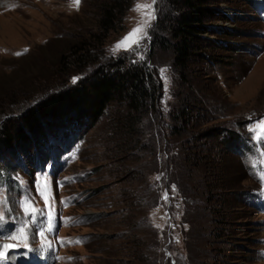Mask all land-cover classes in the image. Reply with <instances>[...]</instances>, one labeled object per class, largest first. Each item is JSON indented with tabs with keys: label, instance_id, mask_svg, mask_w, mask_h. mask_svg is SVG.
Returning <instances> with one entry per match:
<instances>
[{
	"label": "rangeland",
	"instance_id": "1",
	"mask_svg": "<svg viewBox=\"0 0 264 264\" xmlns=\"http://www.w3.org/2000/svg\"><path fill=\"white\" fill-rule=\"evenodd\" d=\"M127 1L99 38L101 0H81L78 10L72 0H0V123L19 122L47 93L117 57L144 61L156 86L133 148L117 149L116 105L92 125L83 119L50 136L44 130L0 152V200L7 202L0 205V250L17 244L10 235L25 224L29 246L10 250L0 264H28L31 255L40 264H264V189L256 175L264 171V138L257 143L249 131L264 120V0H209L201 37L210 47L182 81L172 48L151 45L154 33L171 39L158 29L163 0L139 47L111 51L141 20L134 5L152 3ZM98 38L93 63L60 64L70 45L86 48ZM185 102L191 121L177 115ZM222 129L242 141L223 147ZM42 195L54 216L43 239L49 208ZM22 201L38 210L35 223Z\"/></svg>",
	"mask_w": 264,
	"mask_h": 264
},
{
	"label": "trees",
	"instance_id": "2",
	"mask_svg": "<svg viewBox=\"0 0 264 264\" xmlns=\"http://www.w3.org/2000/svg\"><path fill=\"white\" fill-rule=\"evenodd\" d=\"M208 3L209 0H163L158 29L169 33L172 40L167 41L154 33L151 45L172 48V64L181 81L185 79L189 65L195 58L202 57V49L210 47V42L201 37L202 33L207 32L205 22L212 14ZM127 5V0H101L97 5L100 14L95 35L104 37L107 30L120 20ZM166 7L168 10L175 9V13H168ZM99 38L98 43L86 45V48L81 41L70 45L67 54L60 59V64L80 67L93 63L100 54ZM155 91L151 71L144 61L128 63L117 57L110 62L98 64L76 84L63 85L47 93L21 113L19 122L12 118L8 125L0 123V152L11 151L16 144L25 143L28 137H37L44 130L50 136L60 132L67 124H77L83 119L92 125L116 105L120 111L116 144L118 151L123 152L128 147L136 146L140 114L146 111L149 104L153 105ZM178 108L179 118L191 121L195 117L193 108L186 102ZM221 133L219 143L225 148H234L242 141V135L234 130L222 129Z\"/></svg>",
	"mask_w": 264,
	"mask_h": 264
},
{
	"label": "snow or ice",
	"instance_id": "3",
	"mask_svg": "<svg viewBox=\"0 0 264 264\" xmlns=\"http://www.w3.org/2000/svg\"><path fill=\"white\" fill-rule=\"evenodd\" d=\"M157 3V0H152L151 4L148 3H136L133 7V11H136L140 14L141 20L138 22L137 26L133 28L125 37H123L120 41H118L115 45L112 46L111 51L115 53L117 50H120L123 48L125 51L130 50L133 45H136L139 47L140 40L147 38V29L151 27V21L156 19V12H155V5ZM81 4V0H72V6H74L77 10L79 9V6ZM27 51V49H25ZM17 55H20V53H17ZM142 58V57H141ZM78 77L73 78V83H76ZM249 131L253 132L254 139L257 141V143H260L262 138H264V120H261L257 122L255 127H250ZM262 158H264V152L261 153ZM255 167V165H253ZM255 174V173H254ZM257 175V179L260 181L262 189H264V171H262ZM157 180L160 179V177H156ZM173 191H175V186H173ZM42 198L45 201V205L49 208L48 215L46 217V224L47 229H41L39 231V236L43 239L46 235V231L50 232L54 230V216H53V210L49 203V199L47 196H43ZM164 199L167 200V194L165 193ZM6 201L0 200V205H3L6 208ZM61 203H64L65 206H67V202L61 201ZM21 207L25 213L26 217H31L32 223L36 222V212L38 211L34 207L31 206V204L27 201L21 202ZM5 219L3 212H0V222H3ZM156 227H160L159 225H156ZM27 224L20 227L19 229H16L15 231L18 232V234H11L10 238L13 241H17V244H11L6 243L3 244L2 249L0 250V262L5 261L7 258H9L10 250L16 249L19 245H23L25 249H28V235L26 233ZM0 235H3L2 232H0ZM69 243H72V241H69ZM75 243H80L79 240L75 241ZM177 243H179V240L177 239ZM42 247H51V244H44L42 243Z\"/></svg>",
	"mask_w": 264,
	"mask_h": 264
},
{
	"label": "bare ground",
	"instance_id": "4",
	"mask_svg": "<svg viewBox=\"0 0 264 264\" xmlns=\"http://www.w3.org/2000/svg\"><path fill=\"white\" fill-rule=\"evenodd\" d=\"M28 255V254H27ZM18 259V258H17ZM16 259V257H13V259H12V261H14V260H17ZM25 261V263H28V264H31V263H34L35 262V264H40V263H37L36 261H33V258H32V255L30 256V257H27V258H25L24 259ZM31 262V263H30ZM9 264V263H8ZM14 264V263H13ZM24 264V263H23Z\"/></svg>",
	"mask_w": 264,
	"mask_h": 264
}]
</instances>
